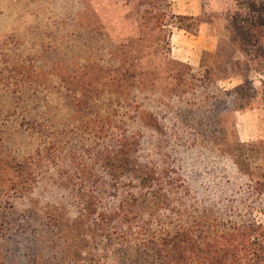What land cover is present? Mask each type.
I'll return each mask as SVG.
<instances>
[{
	"label": "trees",
	"instance_id": "1",
	"mask_svg": "<svg viewBox=\"0 0 264 264\" xmlns=\"http://www.w3.org/2000/svg\"><path fill=\"white\" fill-rule=\"evenodd\" d=\"M236 2L238 9L225 16L229 46L213 54L217 64L207 68L200 63L194 69L170 58L165 72L175 81V96L189 90L195 100L199 89L213 84L210 93L202 95L203 117L196 122L202 137L197 139L210 141L231 157L245 197L252 195V204L259 203L264 212V169L254 173L241 160L244 147L251 143H241L234 129V114L248 105V90L223 91L216 83L246 66L264 70V0ZM123 5L130 10L135 7L130 32L136 29L131 42L141 47L139 58L149 52L143 44L145 32L168 29L163 40L167 52L171 27L193 33L199 20L171 14L167 0H124ZM233 50L244 56L243 64L232 60ZM97 119L85 118L78 128L56 132L32 125L40 142L20 160L11 156L9 164L0 165L4 172L0 173V264H264V226L250 209H245L240 221H222L213 209L200 206L187 176L178 175L166 154L158 159V150L156 162L142 158L136 137L131 140L119 133L114 138L104 125L94 124ZM77 131L92 137L89 146L81 144L76 149L68 140V134ZM50 168L55 172L51 183L63 189L64 202L31 200L39 178ZM18 203L25 206L16 207ZM230 203L225 215L234 211ZM13 247L22 258L24 250L25 262L8 258Z\"/></svg>",
	"mask_w": 264,
	"mask_h": 264
},
{
	"label": "rangeland",
	"instance_id": "2",
	"mask_svg": "<svg viewBox=\"0 0 264 264\" xmlns=\"http://www.w3.org/2000/svg\"><path fill=\"white\" fill-rule=\"evenodd\" d=\"M236 1L202 0L208 16L215 18L237 10ZM123 2L0 0V165L9 164L11 156L20 160L40 142L32 125L56 132L78 128L82 119L95 117L94 124L104 125L114 138L119 133L131 140L136 137L142 158L156 162L158 150V159L166 154L178 175L187 176L200 206L213 209L222 221H240L245 209H250L252 217L264 226V212L259 203L252 204V195L245 197L243 180L231 157L210 141L199 140L202 134H198L196 122L203 117L202 95H208L213 84L207 90L199 89L195 100L188 89L180 96L172 95L175 81L165 72V62L170 60L164 43L168 29L158 34L145 32L143 44L149 46V52L139 58L141 47L131 42L136 29L130 32L135 7L130 10ZM181 23L193 26L189 20ZM121 58L126 62H118ZM201 63L209 68L217 59L205 53ZM223 78L216 83L229 91L220 84ZM68 135L76 149L92 142V137L82 136L80 131ZM240 142L251 143L244 147L241 160L260 173L264 169V141ZM49 170L39 178L31 200L63 201V189L51 183L54 169ZM6 174L13 175L11 171ZM228 203L234 211L225 215ZM19 252L16 247L9 248L8 258L14 263L25 262L27 255L22 248L23 258Z\"/></svg>",
	"mask_w": 264,
	"mask_h": 264
},
{
	"label": "crops",
	"instance_id": "3",
	"mask_svg": "<svg viewBox=\"0 0 264 264\" xmlns=\"http://www.w3.org/2000/svg\"><path fill=\"white\" fill-rule=\"evenodd\" d=\"M167 5L173 15L199 19L193 33L185 28L171 27L167 37V54L171 59L195 67L201 63L205 53H221L224 47L229 46L225 17L208 16L202 0H167ZM232 60L243 64L245 58L233 50ZM220 84L224 90H248V105L235 112L239 140L264 141V70L256 71L246 66L223 78Z\"/></svg>",
	"mask_w": 264,
	"mask_h": 264
}]
</instances>
